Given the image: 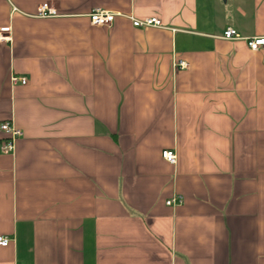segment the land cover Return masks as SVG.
Wrapping results in <instances>:
<instances>
[{"label": "crops", "instance_id": "crops-1", "mask_svg": "<svg viewBox=\"0 0 264 264\" xmlns=\"http://www.w3.org/2000/svg\"><path fill=\"white\" fill-rule=\"evenodd\" d=\"M228 27L264 0H0V264H264V48Z\"/></svg>", "mask_w": 264, "mask_h": 264}, {"label": "built area", "instance_id": "built-area-1", "mask_svg": "<svg viewBox=\"0 0 264 264\" xmlns=\"http://www.w3.org/2000/svg\"><path fill=\"white\" fill-rule=\"evenodd\" d=\"M58 15V11L53 8L49 3H44L40 6L38 11V16L41 18H49L55 17ZM119 16L117 13H113L110 11L102 10V9H94L90 14L91 23L94 26H110ZM133 25L135 27H161L162 23L157 18H149L143 21L132 19ZM9 32V28L0 30V40L7 39L2 36L3 33ZM222 38L225 40H244L247 43L249 49L253 52H257L260 49L264 48V37H253V38H243L241 34L231 28L228 27L223 32ZM177 67L181 69H185L188 67L186 62L179 61ZM12 81L14 83L21 82L22 84H26L27 81L25 79L18 78L16 76L12 77ZM0 131L4 134L1 139V152L4 154H13L16 150V144L18 140L23 136V131L19 129L13 120H7L0 124ZM163 158L171 164L177 163V155L173 151H165L163 152ZM183 203V197L177 196L169 201H167L168 206L180 205ZM11 243V239L6 237H0V246L7 247Z\"/></svg>", "mask_w": 264, "mask_h": 264}, {"label": "water", "instance_id": "water-1", "mask_svg": "<svg viewBox=\"0 0 264 264\" xmlns=\"http://www.w3.org/2000/svg\"><path fill=\"white\" fill-rule=\"evenodd\" d=\"M224 2H226L227 0H223Z\"/></svg>", "mask_w": 264, "mask_h": 264}]
</instances>
